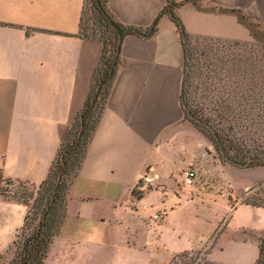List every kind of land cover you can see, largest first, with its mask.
<instances>
[{
	"label": "crops",
	"instance_id": "crops-1",
	"mask_svg": "<svg viewBox=\"0 0 264 264\" xmlns=\"http://www.w3.org/2000/svg\"><path fill=\"white\" fill-rule=\"evenodd\" d=\"M175 1L183 2L174 11L193 36L250 40L238 12L264 33V0ZM83 2L0 0V173L4 177L37 186L86 100L102 44L78 34ZM166 2L107 0L106 5L121 23L147 26ZM182 68L181 40L167 14L159 17L149 38L121 39L105 107L68 188L59 233L42 264L52 255L55 264H134L120 257L134 251V226L142 220L145 206L154 204L161 210L167 226L171 194L185 168L194 165L196 177L207 183L221 175V160L211 142L184 118L179 100ZM205 146L211 152L203 155ZM208 158L218 161L219 168H203L202 161ZM234 168L245 172L236 191L230 192L239 200L264 178V170L256 179L247 171L264 166ZM133 189L139 190L138 196ZM0 209L3 219L14 221L11 231H16L25 205L0 200ZM224 231L232 232L228 246L233 252L224 264L255 263L264 207L235 202L215 246L200 264H214L212 254L222 249ZM160 243L168 259L175 251L167 240ZM112 254L118 259L107 260Z\"/></svg>",
	"mask_w": 264,
	"mask_h": 264
},
{
	"label": "trees",
	"instance_id": "trees-1",
	"mask_svg": "<svg viewBox=\"0 0 264 264\" xmlns=\"http://www.w3.org/2000/svg\"><path fill=\"white\" fill-rule=\"evenodd\" d=\"M191 1L196 3V0ZM89 3L96 25L104 34L108 33L112 37L111 49L107 54L104 40L92 34L81 33L82 9L79 19V36L97 39L102 44L100 59L94 69L93 83L86 100L61 140L46 177L37 186L32 185L33 189L30 190L26 183L14 182L7 177L3 178L0 173V179H3L7 184L5 188L0 187V194L6 197L5 200L22 203L27 209L22 224L12 240L13 255L8 264L43 263L53 238L59 233L63 223L68 188L77 176L85 157L87 145L105 107L119 62V52L115 55L118 38L122 39L126 35L149 38L157 30L159 17L163 14H167L175 23L181 40L183 68L179 100L184 118L208 138L221 161L239 168L264 166V149L261 148V145L248 146L247 140L238 136L234 130L235 120L247 119L250 110L254 108L252 104L247 106L241 104V100L243 104L246 103L250 92L252 94L250 85L248 90L244 87L248 83L249 72L241 69L235 73L222 74L217 70H211L212 72L208 70L204 72V76L206 80H209L210 86L200 83L193 90L188 82L192 73V51L188 47V42L191 37L199 36L189 34L180 18L175 14V7L182 4V1L167 0L147 26L121 23L107 8V0H89ZM84 5L85 0L83 8ZM237 15L239 20L248 27L252 39L264 40V33L258 28V24L240 12ZM224 81L227 82L228 87H231L232 82H235L237 89L223 86ZM199 98L202 100L199 101ZM233 100H237L239 103L233 106L231 102ZM9 192L11 195L8 197L5 194ZM241 202L251 204L245 200ZM211 248L212 246L209 249ZM253 264H264L262 242L259 247V256Z\"/></svg>",
	"mask_w": 264,
	"mask_h": 264
},
{
	"label": "rangeland",
	"instance_id": "rangeland-1",
	"mask_svg": "<svg viewBox=\"0 0 264 264\" xmlns=\"http://www.w3.org/2000/svg\"><path fill=\"white\" fill-rule=\"evenodd\" d=\"M81 25V33L92 34L104 40L108 54L111 49L112 37L108 33L104 34L96 25L89 0H85ZM254 29L256 30L255 26ZM188 47L192 51V73L188 78L192 90L200 83L210 86L209 80H206L204 76V72L208 70L209 72L217 70L222 74L235 73L241 69L249 72L250 77L244 87L248 90L250 85L252 94L250 92L246 103L243 104L241 100V104L244 106L252 104L254 108L250 110L247 119L235 120L234 130L238 136L247 140L248 146L256 147L260 144L264 149V40L251 38L248 41L237 42V40L231 39L207 40L201 37H191ZM223 86H227V82L224 81ZM235 86L236 83L232 82L231 87L227 86V88L237 89ZM201 100L199 98V101ZM231 102L233 106L239 103L237 100ZM205 152H211L207 146L201 148V154L205 155ZM221 164V175L208 183L197 175L193 184L184 185L182 173L173 188L174 195L179 198L171 194L173 204L168 208L169 222L167 226L163 224V212L156 209L154 204L146 205L142 220L135 222L134 251L122 253L120 259L132 261L134 264H200L205 259L207 253L205 251H209L211 246H215L217 237L223 231L235 202L245 200L264 207V178L257 182L248 194L241 195L239 200L233 199L230 192L233 189L236 191V185L245 177V172L235 169L236 166H228L226 162L221 161ZM211 165L219 168L218 161H212L210 158L202 161L203 168H209ZM188 168L195 169L192 164ZM188 168H185L184 171ZM263 170L262 168L249 169L248 176H253L256 179ZM3 178L5 177L3 176ZM27 185L28 189H33L32 185ZM6 186L4 180L0 179V187L5 188ZM138 193V189H133L135 196H138ZM5 195L9 197L11 193ZM227 196L229 197L227 198ZM5 199L6 197L0 194V200ZM2 211L0 209V264H8L13 255L12 240L20 227L16 231H11L14 221L9 222L3 219ZM223 233L222 249H216L212 254L213 259L211 260L214 264H224L233 256V252L229 250L228 246L232 232L224 231ZM248 233L250 234L251 231ZM258 238L261 239L264 252V231L259 232ZM165 239L171 244L169 248L175 251L168 259L165 251L160 247V242L165 243ZM180 247L184 248L179 249ZM177 249L178 251H176ZM117 259L118 257L114 254L107 258L109 261ZM55 261L52 255L46 264H55Z\"/></svg>",
	"mask_w": 264,
	"mask_h": 264
},
{
	"label": "built area",
	"instance_id": "built-area-1",
	"mask_svg": "<svg viewBox=\"0 0 264 264\" xmlns=\"http://www.w3.org/2000/svg\"><path fill=\"white\" fill-rule=\"evenodd\" d=\"M196 177V171L193 168H188L183 172V183L184 185L190 186L193 184Z\"/></svg>",
	"mask_w": 264,
	"mask_h": 264
},
{
	"label": "water",
	"instance_id": "water-1",
	"mask_svg": "<svg viewBox=\"0 0 264 264\" xmlns=\"http://www.w3.org/2000/svg\"><path fill=\"white\" fill-rule=\"evenodd\" d=\"M120 43H121V37L118 38L117 47H116V50H115V55H117L118 52H119Z\"/></svg>",
	"mask_w": 264,
	"mask_h": 264
}]
</instances>
